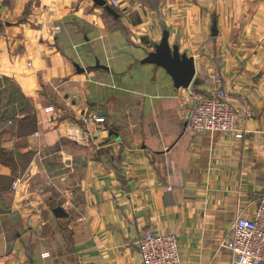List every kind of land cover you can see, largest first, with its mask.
<instances>
[{
  "label": "crops",
  "instance_id": "obj_1",
  "mask_svg": "<svg viewBox=\"0 0 264 264\" xmlns=\"http://www.w3.org/2000/svg\"><path fill=\"white\" fill-rule=\"evenodd\" d=\"M116 10L0 0V264H142L147 231L174 233L182 264H237L223 243L264 196V0ZM165 32L195 60L187 88L140 62ZM219 88L243 138L187 130Z\"/></svg>",
  "mask_w": 264,
  "mask_h": 264
},
{
  "label": "built area",
  "instance_id": "obj_2",
  "mask_svg": "<svg viewBox=\"0 0 264 264\" xmlns=\"http://www.w3.org/2000/svg\"><path fill=\"white\" fill-rule=\"evenodd\" d=\"M117 9L122 0H106ZM240 111L233 105L228 92L219 88L214 94L195 97L184 112L187 130L191 135L206 132L230 131L243 138L244 129L237 124ZM97 121L104 117L94 115ZM17 182L14 183V186ZM142 264H182L179 243L174 233L147 231L139 240ZM234 255L237 264H264V196L258 202L255 214L237 216L228 239L223 243Z\"/></svg>",
  "mask_w": 264,
  "mask_h": 264
},
{
  "label": "water",
  "instance_id": "obj_3",
  "mask_svg": "<svg viewBox=\"0 0 264 264\" xmlns=\"http://www.w3.org/2000/svg\"><path fill=\"white\" fill-rule=\"evenodd\" d=\"M95 2L105 6L110 14L119 17L117 10L107 4L106 0H95ZM140 62L142 64H156L166 69L172 76L175 86L178 88L189 87L196 73L195 60L192 57H188L185 53L181 54L178 45L172 46L169 42V34L167 32L164 33L160 43L155 46V50L149 52ZM96 67L110 69V67L101 64L99 60H97ZM54 212L58 217L66 215L65 210L60 206L55 208Z\"/></svg>",
  "mask_w": 264,
  "mask_h": 264
}]
</instances>
